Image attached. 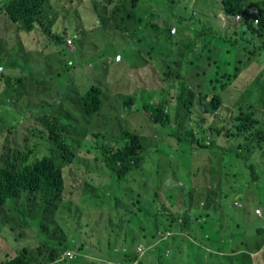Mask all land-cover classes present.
I'll use <instances>...</instances> for the list:
<instances>
[{"label":"trees","instance_id":"obj_1","mask_svg":"<svg viewBox=\"0 0 264 264\" xmlns=\"http://www.w3.org/2000/svg\"><path fill=\"white\" fill-rule=\"evenodd\" d=\"M220 2L221 10L227 17V22L221 21L223 30L228 26V22L230 24L232 18L240 16L242 29L234 30L230 34L240 33L249 37L250 40L243 48V53L247 51L255 38L264 40V11L258 4L248 2V0H220ZM101 3L104 4V11L109 6L114 8L109 17L106 12L103 17L101 14L100 18L103 20L100 22L97 16L94 17L93 27L100 29L105 20H114L115 29L126 33L133 41L132 24L136 20L135 10L139 6V0H128V2L101 0ZM48 5L49 0H5L4 10L10 20L20 26L21 31L32 32L41 29V44L52 43L64 47L65 45L62 44L67 37L64 33L52 29L54 25L52 20L46 18ZM212 11L214 10L212 9ZM212 18H217V12L214 17L204 18L203 22H208ZM254 20H258V26L254 25ZM172 28L169 29L171 36L176 34L171 32ZM90 29L91 26H88L87 30ZM202 32L200 48L202 54H206L210 52L213 42L204 38L206 33H211L210 30L205 28ZM211 37L219 38L216 35ZM70 40L72 41V39ZM9 44L13 47L17 44L19 56L27 59L23 67L17 69L16 75L23 79H30V82L22 85V79H19V88L33 97V90L41 89L37 100H41L45 94H54L55 92L56 95H59L58 87L62 89V86L57 82L50 81L46 87L44 79H57L58 77H51L34 63L31 43L23 41ZM34 44L36 45V41ZM234 46H239L237 41L234 42ZM109 50H112L114 57L122 53L119 49L107 46L105 52ZM253 50L247 51L248 55L252 54ZM157 51V45L154 44L147 50L145 56L147 58L142 62L137 63L134 57L129 58L131 65L136 67V70L129 67L127 73H131L132 77L127 78L123 90L115 92L110 83L111 87L108 89L112 90L113 109L121 113L117 117H120L125 124V127L119 130L118 135L112 136V138H120L112 146L102 144L96 147L93 144V139L97 138L99 134L84 132L81 136L76 129L71 127L74 123L98 128L107 123L114 128L117 122L114 117L110 123L99 119L103 111L105 90L94 85L81 96L78 93L75 97L70 98V103L62 101L58 104L52 100V103L39 113L37 121L42 127H33L37 134L26 131L24 141L31 145L33 141H42L43 138H46L52 145V157L44 156L39 159L34 154L33 148L22 150L3 147L0 149L1 213L8 214L6 208L9 206L13 211L11 217H18L21 226H26L28 222L35 224L41 235H46L49 238V242L41 243L35 249H19L12 258L3 260L4 255H2L0 264H83L85 257L89 258L85 249L86 245L81 243L80 246H76L78 241L75 239L71 242V236L59 222L57 215L64 198V168L68 164H73L78 157V152L81 151L84 160H91L90 163L95 162L99 167L104 164L115 181L120 182L127 179L131 172L138 170L146 162V150L149 151L153 148L147 147L138 134L141 129L143 130L145 123L163 127L166 130L164 135L176 139L178 144L185 141L193 147L196 145L205 149L215 146L220 149L222 159L217 168L213 169L217 178L218 191L220 194L224 193V202L227 197L236 193L245 192V195L249 196L253 192L262 198L257 201L260 200V208L264 209V133L258 127L259 122L253 119V107L240 106L237 109H230L223 104L220 94L211 95L206 90L197 93L191 85L197 79H187L181 73V62H178L175 67L167 66V59L163 53L154 57ZM191 65L194 66V62ZM0 67L2 68L0 83H4L2 75L5 68L2 65ZM78 78L84 79V77ZM247 88V82L241 80L235 90L245 92ZM144 94L148 95L143 96ZM109 95L107 92L106 96L109 97ZM196 101L199 103L198 114L201 117L198 116L195 125L190 126V129L181 131L184 128L183 123L185 126L186 121H190L191 107L195 105ZM77 110L85 115L84 119L74 118ZM136 114L143 116L142 123L137 122L140 119ZM140 124L142 126H139ZM131 126L137 128L133 129ZM198 128L199 133L197 134ZM205 133H207L206 138H204ZM202 134L204 135L201 136ZM2 136L3 133L0 131V140ZM66 137L69 140L76 138L78 144L83 140H86V143L82 147L78 145L74 148L73 144H67ZM89 137L90 140H88ZM232 138L241 139L244 142H256L257 145L248 148L247 156L252 158L257 155L259 160L242 158L238 154L227 155L230 151V139ZM241 147L242 145L238 146V148ZM83 151L86 154H83ZM92 152L95 153L93 158L90 155ZM201 166L204 173L211 172L206 157L201 160ZM104 175L107 181V175L105 173ZM171 196L172 192H169L167 195L159 197L160 208L155 214V231L148 241L136 243L135 240L124 237L115 246L109 242L105 246L99 244L98 241H94V243L93 241L90 243L84 241L89 245H100L97 246L99 249L98 258L90 260L91 264H133L134 262L136 264H169L168 258L171 252L178 253L180 251L183 237L188 238L193 252L196 250L205 252L204 260L201 259L198 264H220L215 258L225 256L234 263L237 261L239 264H264V225L257 223V228H253L242 223L243 218H240L234 227L232 224H222L223 210L221 208L220 213H217L219 212V201L211 199V193H207L203 203L198 198L195 213L181 201V196H178V204L173 206ZM25 199L29 202L39 203L37 210H30V216L24 209ZM234 206L239 207L237 203ZM38 212L42 213L41 220L36 218ZM188 212L192 213V216L187 215ZM257 217L259 216L257 215ZM228 227H232L233 230L227 233L226 228ZM240 229L243 231L239 234ZM224 234L227 235V241L220 239L225 236ZM250 240L255 244L252 251L248 250ZM139 246L141 250L137 251ZM150 246L152 247L150 248Z\"/></svg>","mask_w":264,"mask_h":264},{"label":"rangeland","instance_id":"obj_2","mask_svg":"<svg viewBox=\"0 0 264 264\" xmlns=\"http://www.w3.org/2000/svg\"><path fill=\"white\" fill-rule=\"evenodd\" d=\"M124 1L128 2V0ZM98 2L99 0H82L77 5L78 15L82 17V31L85 38L82 49L74 54H70L64 49L55 53L53 52L55 44L52 43H43L32 49L34 63L51 77H58L57 79H44L46 87L50 81L57 82L58 85L62 86V89H60L56 85L60 92L59 95H56L55 92L54 94H45L39 101L36 100L41 89L35 88L33 90L35 97L33 99V96L19 88V79H22V85L30 82V79H23L16 75L18 73L17 69L23 67L27 59L19 56L17 44L14 47L9 44L11 43L9 39L12 38L15 28L12 25L10 28H6V23L10 20L1 15L0 12V65L5 68L2 75L4 83H0V117L4 120V124H0V131L15 127L24 129L25 132L28 130L37 134L33 127H42L37 121L40 116L39 113L47 105H50L52 100L58 102V104L62 101L70 103V98L75 97L80 92L79 96H81L82 93L95 85L105 90L103 111L99 119L110 123L112 117H114L117 121L114 128L109 124L98 129L95 126L88 127L74 123L71 127L76 129L81 136L84 132L99 134L97 138L93 139V144L96 147L102 144L112 146L120 140V138H112V136L118 135L119 130L124 128L125 124H123L120 117H117L121 113L113 109V94L112 90L108 89L111 87L110 83L113 82V79H126L125 75H129L127 73L129 67L136 70V67L131 65L129 58L134 57L137 63L142 62L147 58L145 57L147 50L156 44L158 51L154 57L163 53L167 59V66L173 67L181 58L182 64L188 69L194 70L195 73L197 68L200 72L202 71L203 63H208V58H211L212 62L217 61L212 63L213 70L220 68L221 71L226 67V63H229L228 68L232 71L235 62L242 60V79L245 82L252 81L253 87L247 92H237L235 90L237 88H234L226 95L224 91L227 89V79H212L211 81H209L210 79H204L202 90L196 89L193 83L191 85L197 93L206 90L211 95L220 94L223 104L227 108L253 107V119L259 122L258 127L264 133V69L262 71L257 69L258 62L262 61L261 58H257L260 53L259 48L263 47L264 43H259L262 42L261 40L259 42L252 41L247 51L254 50L249 55L248 60V53L247 51L243 53V48L247 46L246 44L250 40L249 37L240 33L237 35L230 34V32L240 29V22L232 18L230 24L228 22L231 30L227 31H224L221 27V21L227 22V19L222 17L203 22L204 18L215 16L216 7H218L217 0H139V6L135 10L136 20L132 24L133 41L129 39L126 33L115 29L114 20H105L100 29L93 27L94 17L97 16L99 22L103 20L100 15L102 14L103 17L104 11L98 7ZM248 2L258 4L264 11V0H248ZM1 4L0 2V6ZM2 9L4 10V6ZM65 16L69 24L76 21L74 12H70ZM254 23H256L255 20ZM88 26H91L90 30H87ZM171 27L176 28L174 33L177 34L170 35L169 29ZM205 28L210 30L211 33H206L204 38L207 41L212 40L213 43H211L210 52L202 54L200 46L202 31ZM186 31L189 32L188 35H185ZM26 33L22 34L21 37H14L12 42L18 43L17 39L26 43L31 42L34 36ZM212 35L219 38H213ZM236 41L239 44L237 47L234 46ZM107 46L119 49L122 52V54H119L121 58L118 55L114 57L112 50L105 52ZM124 56L127 60L124 59L121 64L120 61L123 60ZM192 62H194V66L191 65ZM83 63L85 64L84 70L75 75L79 68L83 66ZM58 74L60 76H57ZM78 77H84V79H76L82 81L79 88L71 81ZM121 88L122 86L117 87L114 91L121 90ZM107 92L110 94L109 97L106 96ZM147 95L144 94L143 96ZM191 111L190 121H186L185 126L183 123L184 128L182 127L181 131H186L190 129V126L195 125V121L200 116L198 114V101L191 107ZM136 116L140 119L137 122L142 123L143 116L137 114ZM74 118L82 120L85 115L77 110ZM139 126H142V124ZM131 128L136 129L137 127L131 126ZM165 131L159 125L144 124L143 130L141 129L138 134L147 147L151 146L153 148L149 151L146 150V162L138 170L131 172L128 178L123 181H115L104 164L99 167L95 162L90 163L91 160H84L81 151L78 152V157L74 163L68 164L64 168V198L57 215L59 222L63 224L68 231V235L71 236V242L75 239L78 241L76 246H80L81 243L86 245L85 249L89 258L85 257L83 264H87V262L91 264L90 260L98 258L99 249H97V246H100L99 244L106 246V243L109 242L112 246H115L124 237L129 240L133 239L136 243L148 241L155 231V214L160 208L158 199L169 192H172L171 203L173 206L178 204V196H181V201L194 213L195 206H198V198L203 203L207 193H211V199L219 201V212L217 213H220L221 208L223 210L222 224H232V227H234L238 224L240 218H243L242 223L253 228H257V223L264 225V209L260 208V200L257 201L262 198L256 196L253 192L249 196H246L245 192L236 193L227 197L224 202V193L220 194V191H218L217 178L213 169L217 168L222 159L220 149L215 146L202 149L196 145L194 148L185 141L178 144L176 139L165 136ZM196 133H199V128ZM206 134L204 138H206ZM8 137H10L9 134L2 136L0 149L3 147L22 150L33 148L34 154L39 159L44 156H53L52 145L48 143L46 138H43L42 141H33L31 145L28 142L26 143L24 138L21 142H18L15 137H12L11 147H8L5 143ZM65 140L67 144H73L74 148L78 145L82 147L86 143V140H83L78 144L76 138L69 140L66 137ZM88 140H90V137ZM239 145H242V147L238 148ZM255 145H257L256 142H244L241 139L232 138L230 139V151L227 155L230 153L238 154L242 158L259 160L257 155L252 158L247 156L248 148ZM83 154H86V152L83 151ZM90 155L92 158L95 157L94 152ZM204 157L207 158L209 163L211 170L209 173H204L201 166V160ZM103 172L107 175V181ZM236 203L241 207L234 206ZM38 208V202L26 200L28 216L31 215L30 210H37ZM9 209L8 206L6 208L8 214L6 215H3L0 209V227L2 229L0 231V258L2 255H4L3 260L12 258L19 249L32 250L41 243L49 242L48 236L41 235L35 224L28 222L26 226H21L18 217H11L13 211ZM172 209L174 210L173 207ZM41 214L40 212L37 213V220L42 219ZM187 215L192 216V213L188 212ZM261 215L263 216L260 217ZM232 227L226 228L227 233L233 230ZM242 231L243 229H240L239 234ZM226 237L227 235L220 238L221 241H227ZM84 241L87 243L98 241L99 244L93 246ZM203 245L205 244L203 243ZM254 248L255 244L250 240L248 250L252 251ZM140 250L141 247H137V251ZM204 257L205 252L203 250L193 252L188 238L183 237L180 251L178 253L172 251L168 263L198 264L201 259L204 260ZM215 260L220 264H239L237 261L232 262L226 256L215 258Z\"/></svg>","mask_w":264,"mask_h":264},{"label":"crops","instance_id":"obj_3","mask_svg":"<svg viewBox=\"0 0 264 264\" xmlns=\"http://www.w3.org/2000/svg\"><path fill=\"white\" fill-rule=\"evenodd\" d=\"M0 2L2 3L0 6V12L1 15L5 16L6 18L9 19V17L6 15V13L4 12V10L2 9L5 3V0H0ZM82 2V0H49V5L46 9V18L51 19L53 22V28L54 30H56L57 32H62L64 33V35L67 37L66 40H64V43L62 45H65L64 47H62L61 45H55V49L53 50V52H59L61 49L63 50H67V52H69L70 54H74L76 51L80 50L83 48L84 44H85V38L83 36V31H82V17H80L78 15V11H77V5L80 4ZM98 7L101 8L103 10L104 8V4L101 3V0H99L98 2ZM113 6H109L106 8V11H104V13H108V17L111 15L112 11H113ZM216 12H217V17H222L223 19H226V16L223 15V12L221 10V4H220V0L218 1V7H216ZM70 12H74L76 15V21L73 22L72 24H69L66 21V16L67 14H69ZM1 18V17H0ZM44 21H46V19H44ZM237 21V20H236ZM240 22V21H238ZM46 24V23H44ZM11 25L15 28V31L13 33V36L11 39H9L10 42H12V39L16 36L21 37L22 34L26 33L25 31H21L20 26L14 22H12L11 20L8 21V23H6V28H10ZM174 28V27H173ZM172 28V29H173ZM240 28L242 29V27L240 26ZM176 29V28H174ZM231 29L228 26H226L224 28V31H227ZM26 34H31L34 37L31 40V45L33 48H37L38 46L41 45L40 43V39L42 38V30L41 29H37L34 30L30 33H26ZM177 34V33H176ZM189 32L186 31L185 35H188ZM67 39H72V43L71 45L67 46L66 41ZM259 40H261L262 42H259ZM18 43L23 42L22 40H18ZM36 41V45L34 44V42ZM254 41L259 42V43H264V40H262L261 38H255ZM32 48V49H33ZM259 54L257 58H261L262 61L258 62V71H262L264 69V46L259 48ZM122 54V53H121ZM124 55V54H123ZM125 56L123 58V60L121 61V64L124 62ZM181 58H179L178 62L180 61ZM215 59V58H214ZM213 59V60H214ZM249 60V55L248 58ZM126 60V59H125ZM211 58H208V63L204 62L203 63V69L200 72L199 68L196 69V73L194 72V70H190L187 67H185L184 64H182L181 62V73L187 78V79H197L193 84L195 85L196 89H201L203 88L204 85V79H210L209 81H211L212 79H227V89L224 91L226 95H228L234 88L238 87V84L240 83L242 79V65H243V61L242 60H237L234 64V68L233 70H229L228 65L229 63H226V67L224 68L223 71L220 70V68H216L215 70H213L212 68V63L217 62L211 61ZM177 62V63H178ZM85 68V64L83 63V66H81L78 70L77 73L78 74L82 69ZM126 79H113V82H111L113 88H117L122 86L121 90L124 89V83L128 80V77H132V74L129 73V75H125ZM77 79H81V78H77ZM78 88L79 86L82 84V81H77L76 79L71 80ZM248 84V88L245 90V92L249 91L251 88H253L252 86L250 87V85L252 84V81L247 82ZM118 90V91H121ZM116 91V92H118ZM81 93V92H80ZM34 99V97H33ZM39 101V100H37ZM0 124L3 125L4 124V120L3 118L0 117ZM104 125H108L107 123L103 124ZM101 126V127H102ZM101 127H98V129H100ZM3 133V136L9 134L10 137H8L5 141V143L8 145V147H11V141H12V137H15L16 140L18 142H21L22 139L24 137H26V132L24 129H17L15 127H11V128H6L3 131H1Z\"/></svg>","mask_w":264,"mask_h":264},{"label":"clouds","instance_id":"obj_4","mask_svg":"<svg viewBox=\"0 0 264 264\" xmlns=\"http://www.w3.org/2000/svg\"><path fill=\"white\" fill-rule=\"evenodd\" d=\"M235 20L240 21V16H237V17L235 18ZM257 21H258V20H257ZM258 24H259V23H258ZM258 24H255V23H254L255 26H258ZM71 43H72V42H71ZM68 46H69V45H68ZM11 200H12V199H11ZM26 200H27V199H25V201L23 202V205H24V209H25V211L27 210V209H26ZM9 201H10V200H9ZM26 214H27V212H26Z\"/></svg>","mask_w":264,"mask_h":264},{"label":"built area","instance_id":"obj_5","mask_svg":"<svg viewBox=\"0 0 264 264\" xmlns=\"http://www.w3.org/2000/svg\"><path fill=\"white\" fill-rule=\"evenodd\" d=\"M255 22H256L255 24H258V21H257V20H255ZM171 32H173V33L175 32L174 28L172 29ZM71 42H72V41L69 39V40L67 41V44H68V45H71ZM118 57L121 58V55H118ZM119 61H120V60H119ZM1 71H2V68L0 67V72H1Z\"/></svg>","mask_w":264,"mask_h":264}]
</instances>
